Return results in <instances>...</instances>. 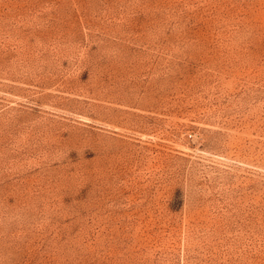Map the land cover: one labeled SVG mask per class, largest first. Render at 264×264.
I'll use <instances>...</instances> for the list:
<instances>
[{
    "label": "rangeland",
    "instance_id": "1",
    "mask_svg": "<svg viewBox=\"0 0 264 264\" xmlns=\"http://www.w3.org/2000/svg\"><path fill=\"white\" fill-rule=\"evenodd\" d=\"M0 264H264V0H0Z\"/></svg>",
    "mask_w": 264,
    "mask_h": 264
}]
</instances>
